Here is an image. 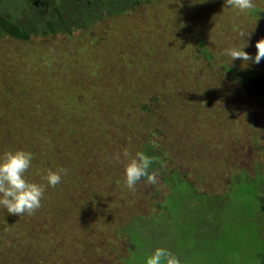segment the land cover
I'll return each instance as SVG.
<instances>
[{"label": "rangeland", "instance_id": "374dc122", "mask_svg": "<svg viewBox=\"0 0 264 264\" xmlns=\"http://www.w3.org/2000/svg\"><path fill=\"white\" fill-rule=\"evenodd\" d=\"M254 4L259 11L241 13L225 0H154L70 34L0 41V52L20 51L26 62L0 60L1 106L16 98L19 113L36 110L37 126L47 125L5 127L0 120V153L33 152L25 176L41 184L48 168L67 170L34 214L0 207V264H123L122 228L157 214L170 193L161 171L155 183L126 186L125 165L147 143L172 158L165 171L210 197L227 190L231 175L264 171V95L227 79L225 70L264 74V59L254 61L264 0ZM247 41L252 59L224 54ZM65 121L74 128H55Z\"/></svg>", "mask_w": 264, "mask_h": 264}, {"label": "trees", "instance_id": "16d2710c", "mask_svg": "<svg viewBox=\"0 0 264 264\" xmlns=\"http://www.w3.org/2000/svg\"><path fill=\"white\" fill-rule=\"evenodd\" d=\"M152 1L62 0L60 17L43 22L40 17L24 15L26 9L28 13L32 12L28 0H0V41L7 37L29 41L32 35L70 34L93 27L110 17L124 15ZM254 11L259 9L254 8ZM199 46L200 53L211 62L210 53L201 42ZM0 54L3 56L0 60L22 58L23 64H26L25 54L20 51L2 50ZM225 70L227 79L264 95V74L253 68L225 67ZM21 84L25 86L24 81ZM19 111L16 98H12L8 106H1L3 126H47H37L42 118L33 116L39 114L38 111L33 110L31 115ZM1 113L8 114L9 118H1ZM25 120H30L35 126L20 122ZM45 121L48 119L45 118ZM68 124V121L59 122L55 128L70 127ZM164 151V148L157 149L152 143H147L140 151L153 158L149 172L156 175L161 171L160 180L170 188V193L156 204L157 214H152L149 219L144 216L132 218L122 228V233L128 237L127 256L122 260L123 264H144V256L157 246L170 249L180 257L182 264H264V171L258 168L254 177L245 172L231 175L227 190L210 197L199 191L185 176H180L179 172L165 171L166 161L173 163V160L164 157ZM140 181L147 182L145 178Z\"/></svg>", "mask_w": 264, "mask_h": 264}, {"label": "clouds", "instance_id": "9594fccd", "mask_svg": "<svg viewBox=\"0 0 264 264\" xmlns=\"http://www.w3.org/2000/svg\"><path fill=\"white\" fill-rule=\"evenodd\" d=\"M227 7L236 9L244 13L254 9V0H225ZM241 35L245 33L242 31ZM250 35L248 33L246 36ZM247 43L240 48L231 46L224 49V54L230 56L232 61L240 58L242 61L252 59L249 52L245 50ZM257 52L254 57L255 63L259 64L264 59V38L256 42ZM34 153L24 149L6 150L0 153V207H3L10 214L23 215L25 213L32 215L36 210L42 207V200L48 186L56 187L63 180L67 170L63 167L53 170L48 168L43 177L47 184H41L30 181L25 173L32 167ZM128 157L127 150L123 153ZM115 159H120L117 155ZM153 163V158L144 152H137L125 165V183L129 189H135V186L141 178H145L149 183L156 182L154 173L149 169ZM144 264H182L180 257L175 255L170 249L157 246L153 251L144 256Z\"/></svg>", "mask_w": 264, "mask_h": 264}, {"label": "flooded vegetation", "instance_id": "af4514ba", "mask_svg": "<svg viewBox=\"0 0 264 264\" xmlns=\"http://www.w3.org/2000/svg\"><path fill=\"white\" fill-rule=\"evenodd\" d=\"M31 4V13L24 11V15H33L40 17L43 22H49L52 17L59 18L61 14V3L62 0H28ZM20 24V23H19Z\"/></svg>", "mask_w": 264, "mask_h": 264}]
</instances>
